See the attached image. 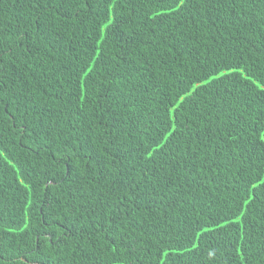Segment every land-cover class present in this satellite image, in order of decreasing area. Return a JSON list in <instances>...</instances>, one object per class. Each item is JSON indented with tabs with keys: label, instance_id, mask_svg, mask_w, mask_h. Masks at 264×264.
<instances>
[{
	"label": "trees",
	"instance_id": "obj_1",
	"mask_svg": "<svg viewBox=\"0 0 264 264\" xmlns=\"http://www.w3.org/2000/svg\"><path fill=\"white\" fill-rule=\"evenodd\" d=\"M0 264H264V0H0Z\"/></svg>",
	"mask_w": 264,
	"mask_h": 264
}]
</instances>
